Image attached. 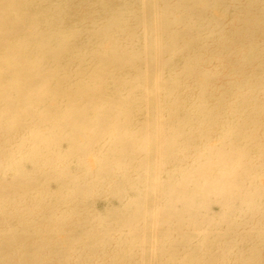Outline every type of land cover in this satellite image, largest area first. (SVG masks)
I'll return each instance as SVG.
<instances>
[{"label": "bare ground", "instance_id": "bare-ground-1", "mask_svg": "<svg viewBox=\"0 0 264 264\" xmlns=\"http://www.w3.org/2000/svg\"><path fill=\"white\" fill-rule=\"evenodd\" d=\"M0 264H264V0H0Z\"/></svg>", "mask_w": 264, "mask_h": 264}]
</instances>
